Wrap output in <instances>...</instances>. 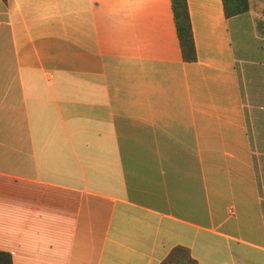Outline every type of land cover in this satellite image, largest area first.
I'll list each match as a JSON object with an SVG mask.
<instances>
[{"label":"crops","instance_id":"1","mask_svg":"<svg viewBox=\"0 0 264 264\" xmlns=\"http://www.w3.org/2000/svg\"><path fill=\"white\" fill-rule=\"evenodd\" d=\"M0 0V251L13 264H264V21L187 0Z\"/></svg>","mask_w":264,"mask_h":264},{"label":"trees","instance_id":"2","mask_svg":"<svg viewBox=\"0 0 264 264\" xmlns=\"http://www.w3.org/2000/svg\"><path fill=\"white\" fill-rule=\"evenodd\" d=\"M6 2V0H2ZM173 22L179 42L182 59L194 63L197 59L187 0H170ZM226 18L243 15L252 9L249 0H222ZM0 264H13L11 255L0 251ZM161 264H197L189 251L182 247L174 248Z\"/></svg>","mask_w":264,"mask_h":264},{"label":"rangeland","instance_id":"3","mask_svg":"<svg viewBox=\"0 0 264 264\" xmlns=\"http://www.w3.org/2000/svg\"><path fill=\"white\" fill-rule=\"evenodd\" d=\"M253 10L257 11L264 21V0H249Z\"/></svg>","mask_w":264,"mask_h":264}]
</instances>
